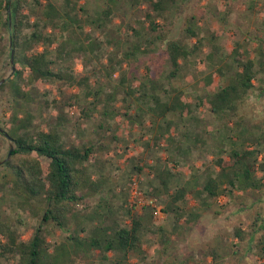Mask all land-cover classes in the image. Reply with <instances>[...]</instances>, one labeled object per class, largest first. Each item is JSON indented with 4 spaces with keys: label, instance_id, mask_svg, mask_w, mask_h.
Wrapping results in <instances>:
<instances>
[{
    "label": "trees",
    "instance_id": "16d2710c",
    "mask_svg": "<svg viewBox=\"0 0 264 264\" xmlns=\"http://www.w3.org/2000/svg\"><path fill=\"white\" fill-rule=\"evenodd\" d=\"M81 1L47 0L42 3L36 0L39 9L34 14L31 12L29 14L24 11L29 5L28 0H0V26L10 30L9 49L10 54L14 51L15 70L14 76L8 79L13 83L14 89L13 102L10 105L13 126L8 134L15 146L11 155L5 157L2 167L6 168L7 173H4L0 185L9 186L17 205L15 211L19 209L41 215L40 224L28 240L22 239L11 218L8 219L7 216L0 218V260L6 261L5 264H70L77 258H89L96 250L100 251L103 261L111 260L109 252L112 251L115 258L111 260V264H123L122 260L125 261L130 253H144L145 237L139 218L133 217L129 224L117 220L108 223L113 213L111 208H107V214L101 211V208H106L102 204H96L91 210H87L86 206L80 208L86 198L96 195L102 201H107L105 196L101 197L105 193L104 176H95L91 169V161L96 160L99 152L110 146L102 142L103 123L97 121L93 128V133L101 130L99 141L92 142V139L86 138L84 131L86 125L81 124L77 133L81 142L68 145L63 141L59 129L62 125L61 113L57 116V123L51 128L47 129L46 126L37 124V115L30 107V103L36 100L31 90L35 84L44 81H66L71 85L77 82L74 72L63 70L64 65L58 66V62L74 57V53L81 50L94 54L101 48L93 34L88 32L87 21L92 20L90 24H94V28H106L114 11L122 7L139 6L143 1H148L153 11L158 14L169 13L179 17L185 13L191 0H130V2L101 0L102 8L97 12L99 14L97 17L87 9L91 6L90 0H85V3ZM251 1H253L251 6H254L256 0ZM205 13L206 8L200 7L197 13H187L184 16V31L187 36L196 38L193 49L179 39H170L171 27L165 29L152 14L146 13L147 21H143V27H146L145 23L148 22L151 34L156 33L155 38L167 45L172 68L167 80L173 93L157 76L151 77L153 83L151 86L138 78L127 84V78H122L124 94L119 93L120 89L117 88L105 96L97 92L91 100L94 104L92 108L98 111L100 118L116 116L118 113L116 110L109 113L112 110H108L111 108L108 104H114L118 95H122L121 100L125 103L131 100L133 104H127L129 109L119 112L136 120L141 121L140 117L143 118L142 114L137 115L140 108L144 109V113H147L152 121L160 118L166 120L169 113H176L181 119L192 114V106L184 97V92L173 87L170 82L182 70L188 57L196 55L206 43L211 48L207 59L214 64L215 72L222 80L217 89L203 101L212 113L242 118L240 106L255 89H259V95L264 97V35L254 34L247 39L236 40L230 52L226 53L218 44L223 35L222 31L211 30L209 35L200 36L196 30L200 20L198 15L204 16ZM226 16L228 11L221 17L222 24L226 23ZM213 17H216V14H213ZM168 24L172 25V22ZM129 27L138 38H141L139 29L132 24ZM25 28H31V32L24 34ZM53 32L59 33L60 37L55 36ZM3 40L4 35L0 31V62L7 49ZM142 45L137 42L133 43L132 47L128 46L126 56L133 57L135 61L138 59V53L151 50L150 46ZM40 46L42 49H39ZM146 69L150 77V67L146 66ZM257 81L260 82L259 85ZM5 83H2L0 89ZM131 107L137 108L135 114L130 111ZM83 112L82 116L89 119L90 113L87 110ZM243 121L244 119H238L232 125H227L233 135L228 136L230 140L228 150L222 145L219 147L220 152H227V155L219 156L215 160L214 164L219 172L209 173L202 187L198 188V192H195V188L188 190L181 186L171 194L172 205L169 206L174 210H182V213H175L176 222L183 218L186 208L175 207L174 204L186 203L188 194L198 196L203 210L210 208L209 202L205 204L204 201H217L221 195L233 197L235 190L243 192L251 188L259 192L264 189V174L258 175L260 171L264 173V153L262 161L258 159L261 147L264 152V119L254 125H244ZM2 131L4 130L0 127V132ZM79 131L83 133L81 136ZM107 136L111 137V142L120 141L115 135L109 136L108 133L105 138ZM155 139L157 138H153ZM154 145L158 146V141L155 140ZM169 168L170 166L163 167L158 173L166 189L169 178L173 175ZM150 193L155 195L154 192ZM261 195L264 196V190L261 191ZM262 199L263 197H260L258 201ZM135 208L130 200L128 210L132 211ZM163 211L168 213V209ZM190 215L186 221L193 225V214ZM18 217V220H21L22 215ZM47 223H54L70 232L66 240L52 246L45 234ZM73 223L75 225L72 228ZM158 229L162 231V241L167 242L170 236L162 226ZM235 236L238 242L231 243L232 252L222 254L215 246H210L209 252L214 264H241L243 259L237 247L241 246L242 242L246 244L248 251L253 250L254 246L259 248L260 257L264 258L263 209L256 212L250 231L237 226ZM165 248L164 244V251ZM228 255H231L232 259L224 263L222 259Z\"/></svg>",
    "mask_w": 264,
    "mask_h": 264
},
{
    "label": "rangeland",
    "instance_id": "374dc122",
    "mask_svg": "<svg viewBox=\"0 0 264 264\" xmlns=\"http://www.w3.org/2000/svg\"><path fill=\"white\" fill-rule=\"evenodd\" d=\"M40 1L45 3L47 0ZM28 2L29 5L25 7L24 11L29 14L38 11L39 6L36 0H28ZM254 3L255 5L251 6L253 4L251 0H191L185 13L179 17L169 13L154 12L148 1H143L139 6L132 8H119L112 13L111 21L108 22L106 28H94V24H90L92 20L87 21L89 23L87 30L100 44L99 50H96L94 54L81 50L75 52L74 57L58 62V66L64 65L63 70L68 69L74 72L77 78L74 85L66 81L53 80L40 82L32 87L31 93L36 100L31 103V108L37 115V124L46 126L47 129L51 128L57 123V116L61 113L62 125L59 129L66 144L81 142V138L77 134L81 124L86 125L84 130L86 138L92 139V142L99 141L101 130L93 133V128L97 121L103 123L102 142L110 146L108 149L100 151L96 160L91 161V169L96 175L104 176L106 184L105 193L102 195H105L107 201L100 200L96 195L86 198L80 208L83 209L86 206L87 210H91L96 204H102L106 208H101V211L106 214L107 208H111L113 213L109 217L108 223L113 220L128 223L133 217V213L143 217L141 222L145 237L144 253H130L125 261L122 260L123 264H214L209 252L210 246H215L222 254L227 251L232 252L231 243L238 242V238L235 236V227H242L244 230L250 231L256 212L262 209L264 212V196L261 195V191L264 189L256 192L251 188L243 192L235 190L233 197L221 195L217 201H204L205 204L209 202L210 208L203 210L200 207L198 196L188 194L186 203L174 204L175 207L186 208V213L178 222H176L175 213H182V210H174L169 206L171 194L177 188L181 186L188 190L195 188V192H198V188L202 187L209 173L219 172L218 167L214 164L215 160L219 156L227 155V152H220L219 147L222 145L228 150L230 148L228 136L233 135L227 125H232L238 119H244V125H254L264 119V97L259 95V89H255L249 98L241 104L242 118L235 115L214 114L203 104L208 95L214 92L222 82L218 73L215 72L214 64L212 65L211 61L207 59V54L211 50L208 43L198 50L196 55L188 57L182 70L170 82L173 87L184 92V97L192 106V114L183 119L177 116L180 123L175 133L174 145L173 142H169L172 140L171 138L167 140L164 129L155 128L153 134L148 132V128L142 129V126L151 119L146 115L147 113H144L143 108H140L137 113V115L142 114L141 121L134 118H121L118 125L113 128L114 126L109 127L106 123L113 116L100 118L98 111L92 108L94 104L91 103L97 92H101L105 96L119 88V93L124 94L122 78H127V84L138 78L151 86L153 84L150 80L151 77L157 76L173 93L167 80V75L172 69L168 59L167 45L155 38L156 33L151 34L148 30V22L145 23L147 28L143 27V21H147L146 13L152 14L165 29L171 27L170 39H179L193 49L196 38L187 36L184 31V16L187 13H197L200 7H204L206 13L204 16L198 15L200 20L196 30L200 36L209 35L211 30L222 31L223 35L218 40V44L222 47V51L229 53L236 40L247 39L254 34L264 35V0H256ZM100 4L101 0H90L91 6L87 9L97 17L99 15L97 12L102 8ZM226 11H228L227 21L222 24L221 17ZM213 14H216V17H213ZM170 21L172 25L168 24ZM130 24L141 31V38L135 35L129 27ZM0 31L4 35L3 42L7 46L0 62V80L6 78L5 86L0 89V127L4 130L0 132V157L2 158L0 161H2L8 155L11 144L15 146L14 141L4 133L13 126L10 105L13 102L14 89L13 83L8 79L14 76L15 70L10 64V30L0 26ZM24 32V34H29L31 28H25ZM54 34L60 37L59 33L55 32ZM151 40L153 43H149ZM137 42L144 46H150L151 50H147L146 53H138V59L133 61L134 58L127 57L125 52L128 46L132 47L133 43ZM253 44L254 42L251 43V45ZM39 49H42V46ZM146 66L150 67V77L147 75L149 72H147ZM259 83L257 81L258 85ZM121 98L122 95H118L114 104H108V107H111L108 110H112L109 113L115 112L113 110L116 104L121 105V107H116L119 108V111L123 112L129 109L127 104L129 105L132 101L125 103ZM144 106L142 105V107ZM124 108L126 109L124 110ZM91 109L94 110L91 111ZM83 110L90 113L89 119L82 116ZM125 122H130L133 128ZM138 124L140 126L138 132L133 131ZM109 129H111L112 136L115 135L119 138L118 142H122L121 145L115 141L111 142V137L105 138ZM183 131H187L189 136L183 135ZM82 134V131H79V135ZM148 134L152 137L151 139L146 137ZM111 135L109 134V136ZM153 137L157 138L155 140L158 141V146L151 143ZM177 145L178 148L175 149L174 147ZM261 150L258 155L260 162L264 153L263 147ZM132 152H134L133 155ZM2 165H0V183L4 173H7L6 168ZM139 165L141 174L140 169H137ZM168 166H170L169 169L173 175L169 178L167 190L157 175L158 170ZM263 174V171L258 173L259 176ZM133 178H140L141 182L137 180L142 190L147 196L155 198L159 208L162 207L160 215H155L154 208L149 206L128 210ZM150 192H154L155 195L153 196ZM260 197L263 199L258 201ZM15 204L9 186L0 185V218L4 216H7L8 219L11 218L12 223L21 233L22 239L28 240L40 224L41 215L30 214L25 210L19 211V209L15 211L17 208ZM107 205L110 206L107 207ZM163 209H168V213ZM190 214H193V225H189L186 221L191 216ZM18 215H22L21 220H18ZM74 225L75 223L72 224V228ZM159 226H162L167 232L166 234L170 236L167 242L162 241V231H159ZM45 228V234L52 246L64 242L70 233L54 223H47ZM237 248L243 259L241 264H264V258L260 257V249L256 246L253 250L248 251L246 244L242 242L241 246ZM110 253V258L113 260L115 256L112 251ZM231 259L232 256L228 255L222 261L228 263ZM111 260L103 261L100 254L95 252L89 258H77L70 264H100L104 262L111 264ZM5 262L0 260V264H5Z\"/></svg>",
    "mask_w": 264,
    "mask_h": 264
},
{
    "label": "crops",
    "instance_id": "0c3cea01",
    "mask_svg": "<svg viewBox=\"0 0 264 264\" xmlns=\"http://www.w3.org/2000/svg\"><path fill=\"white\" fill-rule=\"evenodd\" d=\"M83 3H85V0H83ZM118 105V106H117ZM115 107H114V110H116V112H118L117 114H116V116H113V117H111V118H109L108 119V126L109 127H113V128H115V126H117L118 125V123H119V121L121 120V118L122 119H125V118H129V117H126L124 114H121V112H119V108H116V107H121V105L120 104H116V105H114ZM128 106V105H127ZM30 107H31V103H30ZM126 108H124V110H125ZM130 111L133 113V114H135L136 113V110H135V108H130ZM113 121V122H112ZM113 123H115L114 125H113ZM129 127L131 126L132 128H133V126H132V124H130V122H125ZM180 122L178 121V119H177V114L176 113H169L168 114V119H166V120H164V119H162V118H160V119H157V120H155V121H152V119H150V120H148L147 121V124H145L144 126H142L143 128L142 129H145V128H148V132H150V134H153L152 132H153V130L155 129V128H162V129H164L165 130V135H166V137H167V140H169L170 138L172 139L171 141H169V142H173V145H174V142H175V133H176V131L178 130V124H179ZM112 124V125H111ZM121 127V126H120ZM138 127H140L139 126V124L138 125H136L135 127H134V129H133V131L135 130V131H137L138 132ZM110 135H111V129H109V132H108ZM150 134H148V135H146V137H148V138H152V137H150ZM183 135H185V136H189V134L187 133V131H183ZM153 138H155V137H153ZM161 140H163V139H161ZM115 142H118V140L117 141H115ZM121 143L122 142H118V144H120L121 145ZM151 143L152 144H155V140H152L151 141ZM167 148H169L168 146H167ZM175 149H177L178 148V145L176 146V147H174ZM167 150V149H166ZM136 151V150H135ZM134 151V152H135ZM134 152H132V155H133V153ZM167 159V158H166ZM175 159V158H174ZM150 161H153V159H150ZM139 167H140V165L139 166H137V169H139ZM141 168V167H140ZM161 170H163V168L162 169H160V170H158V173L161 171ZM140 174H141V169H140ZM97 173V172H96ZM95 176H98V175H96L95 174ZM157 177H158V175H157ZM140 182H141V180H140V178H137ZM154 190H156L157 188H153ZM105 196V195H104ZM104 196L102 195L101 197H103L104 198ZM99 197V196H98ZM100 200H101V198H99ZM105 199H106V197H105ZM129 200H131V197H130V199ZM129 206V205H128ZM137 208V207H136ZM162 208V207H161ZM141 216V215H140ZM138 214H134L133 213V217H137V218H139L140 219V221L143 219V217H140ZM132 217V218H133ZM131 218V219H132ZM131 219L129 220V222L127 223V224H129L130 223V221H131ZM142 229H143V227H142ZM143 233V232H142ZM96 252H98L99 254H100V251L99 250H96ZM110 252H109V256H110Z\"/></svg>",
    "mask_w": 264,
    "mask_h": 264
},
{
    "label": "built area",
    "instance_id": "2783aa9c",
    "mask_svg": "<svg viewBox=\"0 0 264 264\" xmlns=\"http://www.w3.org/2000/svg\"><path fill=\"white\" fill-rule=\"evenodd\" d=\"M131 203L135 207H152L154 208L155 215H160L162 210L156 204L155 198L147 196L146 193L140 187V184L136 178L131 182Z\"/></svg>",
    "mask_w": 264,
    "mask_h": 264
},
{
    "label": "water",
    "instance_id": "95a60500",
    "mask_svg": "<svg viewBox=\"0 0 264 264\" xmlns=\"http://www.w3.org/2000/svg\"><path fill=\"white\" fill-rule=\"evenodd\" d=\"M10 21H11V15H10ZM11 62H12L13 68H14V51H12V53H11ZM5 80H6V78H3V79L0 80V86L2 85V83L5 82ZM1 130H2V129H1ZM5 135H6L9 139H11L10 135L8 134V132H5ZM13 149H14V146H13V144H11L10 149H9V152H8V156H7V157H9V156L11 155ZM4 161H5V159L2 160V161H0V165L3 164Z\"/></svg>",
    "mask_w": 264,
    "mask_h": 264
}]
</instances>
